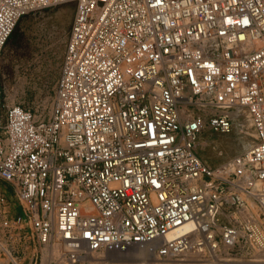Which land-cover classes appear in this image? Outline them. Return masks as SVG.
<instances>
[{
  "label": "built area",
  "instance_id": "obj_1",
  "mask_svg": "<svg viewBox=\"0 0 264 264\" xmlns=\"http://www.w3.org/2000/svg\"><path fill=\"white\" fill-rule=\"evenodd\" d=\"M63 3L75 15L50 114L3 111L0 81V264L149 245L158 260L264 264V0H0V58L24 15ZM240 108L255 142L209 165L199 136L230 133Z\"/></svg>",
  "mask_w": 264,
  "mask_h": 264
},
{
  "label": "rangeland",
  "instance_id": "obj_2",
  "mask_svg": "<svg viewBox=\"0 0 264 264\" xmlns=\"http://www.w3.org/2000/svg\"><path fill=\"white\" fill-rule=\"evenodd\" d=\"M74 15L73 3H63L32 11L19 20L0 58L3 111H6L9 105L19 104L43 116L50 114ZM236 125L235 119L230 133L221 134L206 130L199 136L198 144L200 137L206 134L210 141L223 143V145H214L216 150L220 146L227 150L223 160H218L213 166L244 153L255 142L256 138L247 146L248 148L243 147V134L238 131ZM199 155L202 154L199 153ZM3 184L12 192L13 188L10 184L0 181V186ZM186 257L187 255L179 259H186ZM150 264L204 263L187 260H158L151 261Z\"/></svg>",
  "mask_w": 264,
  "mask_h": 264
},
{
  "label": "bare ground",
  "instance_id": "obj_3",
  "mask_svg": "<svg viewBox=\"0 0 264 264\" xmlns=\"http://www.w3.org/2000/svg\"><path fill=\"white\" fill-rule=\"evenodd\" d=\"M234 117L237 120L236 126L238 131L243 134L244 142L242 143V146L248 148L247 146L253 142L254 138H256V131L253 126L251 115L247 109L240 108L234 112ZM240 137L242 138V136ZM216 144L223 145L220 141H210L206 134L200 137L198 151L202 154L201 156L209 165L215 164L218 160H223L227 155V150H225L223 146L219 145L220 148L216 150L214 148V145ZM247 150H249V148ZM190 226L191 223L185 225L186 229ZM149 246L130 247L128 251L115 249L113 251H108L106 254L97 253L94 256L87 257L89 258L88 264H101L102 262L106 264H150L151 261H158V259L150 254ZM63 250V246L59 244H55L48 249L53 257L61 256ZM186 255V259H177L176 261H199V254L189 252Z\"/></svg>",
  "mask_w": 264,
  "mask_h": 264
}]
</instances>
